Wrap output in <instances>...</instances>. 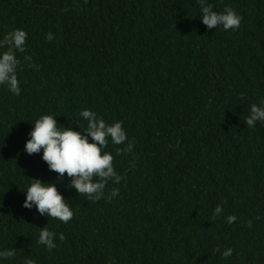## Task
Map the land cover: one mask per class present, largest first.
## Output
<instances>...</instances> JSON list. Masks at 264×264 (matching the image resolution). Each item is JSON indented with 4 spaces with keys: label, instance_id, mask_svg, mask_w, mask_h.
I'll return each instance as SVG.
<instances>
[{
    "label": "trees",
    "instance_id": "16d2710c",
    "mask_svg": "<svg viewBox=\"0 0 264 264\" xmlns=\"http://www.w3.org/2000/svg\"><path fill=\"white\" fill-rule=\"evenodd\" d=\"M208 3L240 27L207 29L196 0H0V40L27 33L21 95L0 86V250L15 249L0 264H264V124H246L264 104V0ZM83 109L128 136L105 149L122 179L97 202L24 152L35 119L79 131ZM35 178L69 202L67 224L22 207Z\"/></svg>",
    "mask_w": 264,
    "mask_h": 264
},
{
    "label": "clouds",
    "instance_id": "9594fccd",
    "mask_svg": "<svg viewBox=\"0 0 264 264\" xmlns=\"http://www.w3.org/2000/svg\"><path fill=\"white\" fill-rule=\"evenodd\" d=\"M196 3L199 19L207 29L222 28L225 31H235L240 27L242 17L233 8L226 6L222 11H216L208 0H196ZM26 37L25 31L16 29L0 40V49H7L0 50V86H6L15 96L21 95L17 76L21 61L16 53L25 51ZM46 39L51 41L53 34L49 33ZM78 115L86 121V126L82 130L77 126L79 131L71 126L59 125L53 115L45 114L35 119L31 123V130L27 133L24 152L28 155L42 152V160L47 163L50 171L61 177L66 174L71 178V187L79 195L97 202L105 198L104 189L109 181L119 184L122 179L114 169L113 155L105 149L109 142L113 145L124 144L128 136L121 121L109 124L96 112L88 109L81 110ZM257 122L264 124V104L250 106L246 124L252 128ZM133 148L134 142H129L121 151L131 153ZM117 154L119 155L120 152ZM29 180L26 190L23 191L25 199L22 207L28 210L35 208L39 214L67 224L73 218L74 212L69 202L58 191L56 184L43 182L38 178ZM118 194L117 191H113L107 198L111 199ZM222 211V207L217 205L213 214L218 216ZM235 220V216L227 217L229 224ZM39 229L37 243L48 251L55 249L54 241L57 233L47 227ZM58 238L61 241L65 239L63 233L58 234ZM232 251L228 248L221 255L225 258L230 257ZM14 256L15 249L0 250V261ZM25 264H33V262L29 260Z\"/></svg>",
    "mask_w": 264,
    "mask_h": 264
}]
</instances>
